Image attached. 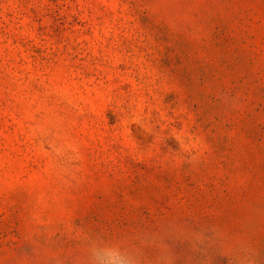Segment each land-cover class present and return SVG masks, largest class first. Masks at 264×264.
Here are the masks:
<instances>
[{"label":"rangeland","instance_id":"374dc122","mask_svg":"<svg viewBox=\"0 0 264 264\" xmlns=\"http://www.w3.org/2000/svg\"><path fill=\"white\" fill-rule=\"evenodd\" d=\"M0 264H264V0H0Z\"/></svg>","mask_w":264,"mask_h":264}]
</instances>
